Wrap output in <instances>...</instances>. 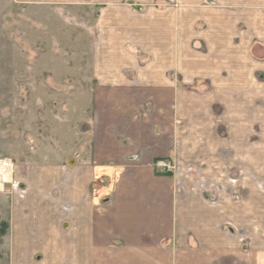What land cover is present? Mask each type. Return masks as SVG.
Returning a JSON list of instances; mask_svg holds the SVG:
<instances>
[{"label":"crops","instance_id":"obj_1","mask_svg":"<svg viewBox=\"0 0 264 264\" xmlns=\"http://www.w3.org/2000/svg\"><path fill=\"white\" fill-rule=\"evenodd\" d=\"M101 1L117 13L99 17V57L107 61L99 63L90 146L68 161L34 165L29 179L17 174L29 180L32 211L7 230L5 264H264V196L257 180H245L241 190L237 238L230 226L208 217L231 220L229 197L222 208L211 207L185 194L178 173L157 167L163 160L177 170L217 167L221 161L209 153L232 151L203 142L226 135L219 127L227 113L218 122L210 109H200L228 104L227 89L246 87L247 56L229 47L210 54L184 49L181 18L157 8L137 15L136 0ZM210 24L215 30L216 20ZM105 25L116 26L107 40ZM202 78L207 94L191 89Z\"/></svg>","mask_w":264,"mask_h":264},{"label":"rangeland","instance_id":"obj_2","mask_svg":"<svg viewBox=\"0 0 264 264\" xmlns=\"http://www.w3.org/2000/svg\"><path fill=\"white\" fill-rule=\"evenodd\" d=\"M249 1L136 0L137 9H133L140 16L157 8L158 13L162 10L181 18L184 49L210 54L209 50L229 47L247 56L246 87L227 89L228 104L200 109L203 113L210 109L216 119L213 120L218 122L227 113L224 117L229 119L219 127L225 129L226 135L204 138L203 142L231 146L232 151L223 148L224 155L209 153L221 161L217 167L177 170L172 164L171 170H166L157 166L182 176L185 194H193L211 207L222 208L229 197L231 220L208 217L230 226L237 238V225L243 220L239 204L245 180L248 184L257 180L264 196V0L263 5H258L260 0ZM104 6L101 0H0V156L14 159V180L22 186L14 189L8 185L0 193V264L10 259L11 250L5 247L7 230L17 223V216L31 215L28 179L33 166L68 161L77 155L76 151L90 146L99 63L107 61V57H99V17L117 13ZM252 10L257 16L253 19ZM210 20H216L215 30L209 25ZM114 27L104 26L105 40L111 37L110 28ZM216 30L221 37L213 33ZM228 33L230 40H225L223 36ZM106 44L111 42L103 41V46ZM129 48L138 51L136 47ZM204 83L208 84L207 79L196 80L191 89L207 94L211 89ZM213 91L217 92L216 97L223 95L222 91ZM205 155L208 157V151ZM22 173L27 181L17 179V174L21 177ZM161 219L164 223L172 220L166 215ZM259 219L264 224V215ZM185 223L192 224L191 217Z\"/></svg>","mask_w":264,"mask_h":264},{"label":"built area","instance_id":"obj_3","mask_svg":"<svg viewBox=\"0 0 264 264\" xmlns=\"http://www.w3.org/2000/svg\"><path fill=\"white\" fill-rule=\"evenodd\" d=\"M158 165L166 170H171L172 164L169 161H159ZM15 162L12 157L0 156V193L5 192L8 185L17 189L21 183L14 180Z\"/></svg>","mask_w":264,"mask_h":264}]
</instances>
